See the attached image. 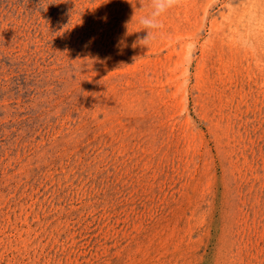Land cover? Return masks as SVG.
<instances>
[{
  "label": "rangeland",
  "instance_id": "374dc122",
  "mask_svg": "<svg viewBox=\"0 0 264 264\" xmlns=\"http://www.w3.org/2000/svg\"><path fill=\"white\" fill-rule=\"evenodd\" d=\"M150 4L0 0V264H264V0Z\"/></svg>",
  "mask_w": 264,
  "mask_h": 264
},
{
  "label": "clouds",
  "instance_id": "9594fccd",
  "mask_svg": "<svg viewBox=\"0 0 264 264\" xmlns=\"http://www.w3.org/2000/svg\"><path fill=\"white\" fill-rule=\"evenodd\" d=\"M175 3L176 0H151L150 11L141 15L138 19L140 31L147 33L145 38L138 39L140 45L149 46L154 35L163 27L162 17L174 7Z\"/></svg>",
  "mask_w": 264,
  "mask_h": 264
},
{
  "label": "bare ground",
  "instance_id": "6f19581e",
  "mask_svg": "<svg viewBox=\"0 0 264 264\" xmlns=\"http://www.w3.org/2000/svg\"><path fill=\"white\" fill-rule=\"evenodd\" d=\"M253 1V0H252ZM249 6H250V4H249ZM252 6V5H251ZM255 6V5H254ZM248 7V6H247ZM244 8H245V6H244ZM249 8V7H248ZM252 8V7H251ZM243 10V9H242ZM244 10H246V9H244ZM249 10V9H248ZM247 12V11H246ZM260 12V11H259ZM242 13V14H241ZM240 14L241 15H243V12H241ZM247 13H249V12H247ZM253 13V12H252ZM244 14H245V12H244ZM258 15H260V14H258ZM237 16H239V17H241L240 15H237ZM248 16H249V14H248ZM251 16V15H250ZM249 16V17H250ZM262 17H263V15H261ZM234 17V16H233ZM246 17H247V14H246ZM236 18H238V17H236ZM243 18H244V16H243ZM254 18V17H253ZM241 19L242 18H240V21H241ZM259 19V18H258ZM262 19V18H261ZM264 19V18H263ZM236 20V19H235ZM238 20V19H237ZM250 20H251V17H250ZM253 20H256V18L255 19H253ZM239 20H238V23L240 22ZM243 21H244V19H243ZM247 21V20H246ZM254 22V21H253ZM252 22V23H253ZM257 22V21H256ZM256 22H254V24L256 23ZM235 23H236V21H235ZM242 23V22H241ZM250 23V22H249ZM218 24V23H217ZM231 24H233V23H231ZM247 24H248V22H247ZM247 24H245L246 26H250L249 24L247 25ZM261 24V23H260ZM239 26V25H238ZM243 26V25H242ZM253 26V25H252ZM257 26V24L254 26V27H256ZM241 27V26H240ZM220 27H217V29H219ZM241 28H243V27H241ZM247 28V27H246ZM252 28V27H251ZM213 29V28H212ZM214 29H216V28H214ZM250 29V28H249ZM255 30V29H254Z\"/></svg>",
  "mask_w": 264,
  "mask_h": 264
}]
</instances>
